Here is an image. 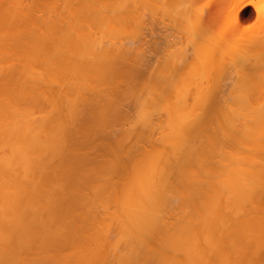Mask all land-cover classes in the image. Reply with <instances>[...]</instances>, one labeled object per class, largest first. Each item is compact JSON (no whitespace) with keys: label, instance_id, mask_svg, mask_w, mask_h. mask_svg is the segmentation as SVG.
<instances>
[{"label":"bare ground","instance_id":"bare-ground-1","mask_svg":"<svg viewBox=\"0 0 264 264\" xmlns=\"http://www.w3.org/2000/svg\"><path fill=\"white\" fill-rule=\"evenodd\" d=\"M176 2L0 0V264H264V39ZM164 16L203 85L151 69Z\"/></svg>","mask_w":264,"mask_h":264},{"label":"rangeland","instance_id":"rangeland-1","mask_svg":"<svg viewBox=\"0 0 264 264\" xmlns=\"http://www.w3.org/2000/svg\"><path fill=\"white\" fill-rule=\"evenodd\" d=\"M249 1L251 2V4L247 7V13L244 15V17L241 19V21L239 23H237V25H233L234 22H232V19L229 18V16L227 17V14H226L227 11L219 12L220 15H218L219 13L217 15H215V13H212L215 10L212 8L216 7V4L218 5V3H219L218 0H196L195 4H196V8L205 9L206 12H208L207 9H209V10H211L209 12L214 14V15H211L210 17H207L208 18L207 23H209L210 26L212 27V28L208 27V29H210V31H212V32H213V30L215 31V33L213 32L215 34V38H217L216 36L217 35L219 36L220 34L223 36L224 34H222V33H226V36H227V34L230 35L231 33H233L232 38H234V35H235V38H236V36H237V38L240 36L239 39L241 41H242V38L244 37L243 38L244 41L250 42L251 40H254V38L264 39V0H249ZM180 2H181V0H179V2L178 3L176 2V3L179 4ZM172 3L170 5H172V6L175 5L174 4L175 2H172ZM255 6H258L260 8V10L262 12L261 15L257 14ZM173 7H170V8H173ZM170 8H169V10H171ZM176 11H179V10H176ZM171 12H172V14H174L173 16L175 18L179 17V14H177V15L175 14L176 12H174V8L172 9ZM169 17L164 16L162 25H163L164 29H166V30L169 29L171 32H173V33L169 32L168 35H170V33H171L173 36L171 39H170L171 36H169V40L172 41L173 44H174V42H175V44L178 42L177 43L178 45L176 44L177 48L182 43L179 46V48L180 49L182 48V50L180 51V49L179 50L177 49L176 52H179V53H175V55H174V51H173V54H171V55H165L162 57L160 56V57H158L159 60L158 61L156 60L157 62L152 60L153 62L152 61H151L152 63L149 62V65L151 64L150 67L154 65L153 67H151V69L152 68L156 69L155 68L156 66L159 67V68H157V70L160 69L159 71L161 72V75H162L163 85H165L164 83H166V84L171 83V85L174 86L175 88H191L192 89V88L196 87L195 85L202 83L201 81H200L201 83H198L199 81L197 82V80L200 79L197 76L199 74L201 75V72H203L202 74L204 75V69L202 66L203 64H202V62L199 61L201 63V65H200L198 63V61L196 60V58L194 57V55H192V53L190 54V52H192V51L194 53L197 52L196 49L192 50L191 47L188 49V47H189L188 43H190V42L187 39H188V36L190 34L188 33V35H186L187 34V32H186V34L184 36V35H182L184 32L182 34H180L181 31H180V33L177 31H174L176 29H174L172 27V25H174L173 21L174 20L178 21V19H180V18H178V19L174 18V20H173V17L172 18L171 17L169 18ZM230 19H231V21H230ZM176 21H175V23H177ZM207 26H208V24H207ZM226 27H229V28H226ZM211 29H213V30H211ZM229 29H230V31H229ZM234 32H235V34H234ZM221 35H220V37H222ZM229 37H231V35ZM174 38L176 41L174 40ZM189 39H191V38H189ZM246 39H248V40H246ZM186 41H188L187 45L185 44ZM191 41H192V39H191ZM244 41H242V43H240V44L241 45L244 44ZM249 42H247V43L245 42V45H243V46H246V44H248ZM251 43H252V41H251ZM226 47L227 46H225V48ZM223 50H224V52L228 51L227 48L226 49L223 48ZM197 59L199 60V57ZM227 67H228V69L226 71L224 70L225 72L221 73L222 76H220V74L218 75V76H220L219 78L216 76L218 78V81H217L218 86H221V87L229 86V87H231L230 84L232 85V83L237 80L235 71L233 72L231 70L232 68H230L229 66H227ZM229 68H230V70H229ZM263 71H264V69H263ZM263 71H261V72L264 73ZM234 74H235V76H234ZM195 76L197 77L196 78L197 80L195 79ZM201 79H202V77H201ZM204 81H206V80L203 79V83H204ZM203 83H202V85H203ZM261 84H263V83H261ZM204 85H206V84H204ZM262 88H264V84L262 85Z\"/></svg>","mask_w":264,"mask_h":264}]
</instances>
